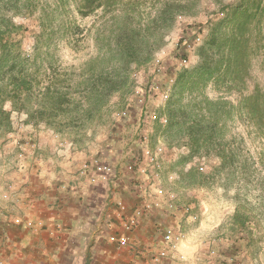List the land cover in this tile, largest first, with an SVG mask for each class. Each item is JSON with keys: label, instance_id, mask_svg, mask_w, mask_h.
Here are the masks:
<instances>
[{"label": "rangeland", "instance_id": "obj_1", "mask_svg": "<svg viewBox=\"0 0 264 264\" xmlns=\"http://www.w3.org/2000/svg\"><path fill=\"white\" fill-rule=\"evenodd\" d=\"M120 1L117 10L83 16V0H0L7 37L17 43L10 51L32 80L31 96L19 100L22 110L11 111L10 126H0V134L14 132L18 146L31 142L34 130L43 131L49 144L57 140L99 162L123 165L133 180L154 185L150 192L162 207L177 210L180 233L195 253L264 264V0H141L127 22L124 9L132 0ZM163 7L173 11L162 15ZM136 23L149 30L145 63L115 45L117 34ZM201 50L222 81L194 83L191 93L174 95L178 75L199 66ZM47 88L68 103L63 113L41 119L35 110ZM255 91L254 123L243 96ZM170 100L174 108L193 110L188 123L202 117L213 143L193 144L180 125L166 130ZM207 101L224 107L214 114L218 105ZM193 102L199 106L191 108ZM4 108L11 110V103ZM220 140L234 158L222 168L213 147ZM237 212L243 227L234 222Z\"/></svg>", "mask_w": 264, "mask_h": 264}, {"label": "crops", "instance_id": "obj_2", "mask_svg": "<svg viewBox=\"0 0 264 264\" xmlns=\"http://www.w3.org/2000/svg\"><path fill=\"white\" fill-rule=\"evenodd\" d=\"M34 131L31 142L18 146L14 132L0 134L2 264H241L212 251L195 253L180 233L177 210L162 207L150 192L152 183L133 180L123 165L107 160L100 162L109 170L103 180L92 166L93 154L55 139L49 144L43 131ZM21 150L27 152L24 162ZM129 216L136 217V224L126 231ZM15 218L34 226L15 225ZM168 229L175 248L155 263ZM121 236L127 244L118 242Z\"/></svg>", "mask_w": 264, "mask_h": 264}, {"label": "trees", "instance_id": "obj_3", "mask_svg": "<svg viewBox=\"0 0 264 264\" xmlns=\"http://www.w3.org/2000/svg\"><path fill=\"white\" fill-rule=\"evenodd\" d=\"M169 1L173 2L175 0H163V4H167L169 3ZM141 2V0H132L126 2V5L128 6V11L124 9L125 11L123 20L125 22H127L131 13L134 12V9L142 5ZM120 3V0H83L81 14L83 16H88L98 10H104L105 12H108V10L114 11L120 8ZM178 7L180 6H175V8ZM176 10L179 11V9ZM171 11L173 10H171L170 8L163 7L160 13H162L163 15L165 12L169 13ZM167 17L171 18L170 14H168ZM9 25H11V23H9ZM8 32V24L7 22H5L4 18L0 16V126H4L7 129L10 126L11 111H21L23 107L20 103H18L19 100H24L25 98L30 97L32 90L31 74L23 69L24 62L18 61L16 56H14L16 54H13V50L10 51V49L13 46L15 47L17 43L14 44L10 42V39L7 37ZM148 33L149 30L146 27L142 28L140 24L138 25L136 23L134 27L127 26V29H123L122 32H119L117 34L115 45L119 46V48L124 53H127L129 59H135L136 61L140 60V62L145 63L149 61L151 55V51L147 50L150 44V42L148 43ZM213 43L214 41L211 39L208 43V46L212 47ZM206 50L200 51L199 56L202 58V60L197 68L190 72L187 69H184L182 70L183 73L181 75H178V78L176 80L177 91L174 93V95H179L184 92L191 93L192 88L195 84V86H198L202 82L209 81L212 78L214 79L215 83H219L220 81H222V78L220 79L221 76H219L217 70L214 72L208 70L207 61H210L212 57L209 59L210 56L208 55V52H206ZM143 51H146V53L148 54L146 56H143ZM187 84H189V86H187L188 88L187 90H185ZM258 95V92L255 91L248 96H243V101L247 102V106H245V108L247 111V120H249V122L253 121L255 123L256 118L253 117L255 116V112L258 111L256 109L258 103ZM66 99V95H59L56 92H51L50 88H47V91L40 96V102L38 103L39 108H36L35 111L37 112H35V114L39 113L42 119L44 115L47 117L48 115L54 116L57 111L63 113L64 111L61 107L63 103H68V100ZM5 102L11 103V110L8 111L4 108ZM173 103L174 102L171 100L168 102V107L165 110V116L167 118L166 124L161 125L166 130H172L175 126L180 125L179 131L182 134H186L189 140H192L193 144H198L200 140H205L209 141L210 143H213L211 140L212 135L207 134L208 132L207 130H205L206 127L201 125L202 117L200 120L194 117L193 120L189 121L188 123V120L191 119L190 115L191 117L193 115V110L191 109L190 113H186V110H183L182 108H174V106H172ZM197 103L198 104L193 102L191 108H195L197 105L199 106V102ZM206 103L207 105H218L214 111V114L219 113L220 104L222 107H224V102L221 101H218L216 103L207 101ZM180 117L182 119L181 122L179 120ZM46 124L50 126L48 120ZM228 146L229 144L221 140L219 141V143L213 146L216 147L215 155L220 159V165L218 166V168H222L226 164V162H228V160L232 161L234 159L231 154V150L229 149L228 151ZM238 215V212L235 213L233 217V219L235 220L234 222L243 227L245 221H241L240 216L238 217Z\"/></svg>", "mask_w": 264, "mask_h": 264}, {"label": "built area", "instance_id": "obj_4", "mask_svg": "<svg viewBox=\"0 0 264 264\" xmlns=\"http://www.w3.org/2000/svg\"><path fill=\"white\" fill-rule=\"evenodd\" d=\"M158 89V88H157ZM151 119L152 120H155L157 119V116L152 115L151 116ZM144 154V159L148 158L147 156V153L146 151H142ZM22 154H19V156H21ZM151 160V159H150ZM153 162V160H151ZM93 165L94 167H96V169H98V171H100L101 175L103 173H108L109 170H107V168L105 166H101L100 165V162L98 160H93ZM86 168V167H85ZM128 170H132V167L129 165V167H127ZM97 178L95 177H92L90 176V180L92 183H95ZM101 179L105 180L107 179L105 177V175H102L101 176ZM7 196L4 195V198H6ZM138 214V212H137ZM132 216H129L127 217L126 221L123 223V229L126 230V231H129L132 229V227H134V225L136 224L135 221H136V217L133 216V218H131ZM13 224L15 225H23L25 228H32L34 226L33 222H31L30 220H22L21 218H15L13 219ZM118 242L121 244V245H125L128 243V239L125 237V236H121L119 239H118ZM162 244L164 246L161 247V249L157 252V255L156 257L153 258V261L156 263V262H159L160 260L164 259L167 257L168 255V252H170V250H173L175 248V239H174V235H173V232L171 229H168L166 230V232L163 234V237H162ZM182 259V257H181ZM0 264L1 263V260H0Z\"/></svg>", "mask_w": 264, "mask_h": 264}]
</instances>
